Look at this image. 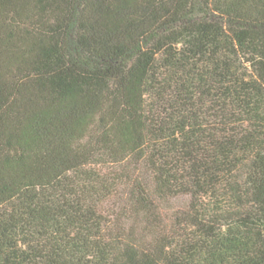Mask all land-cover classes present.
Segmentation results:
<instances>
[{
    "label": "trees",
    "instance_id": "obj_1",
    "mask_svg": "<svg viewBox=\"0 0 264 264\" xmlns=\"http://www.w3.org/2000/svg\"><path fill=\"white\" fill-rule=\"evenodd\" d=\"M0 264H264V0H0Z\"/></svg>",
    "mask_w": 264,
    "mask_h": 264
}]
</instances>
